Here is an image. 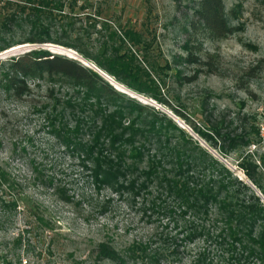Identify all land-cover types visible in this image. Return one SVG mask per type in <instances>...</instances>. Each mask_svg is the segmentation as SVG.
<instances>
[{
	"label": "rangeland",
	"instance_id": "1",
	"mask_svg": "<svg viewBox=\"0 0 264 264\" xmlns=\"http://www.w3.org/2000/svg\"><path fill=\"white\" fill-rule=\"evenodd\" d=\"M90 1L94 8L101 6L104 18H114L139 31L146 30L148 38L154 37L158 62L172 67L167 72L162 93L173 109L136 95L121 85L113 86L141 105L167 115L193 142L225 166L233 179L249 188L250 191L242 192L247 204L256 203V198L264 206V196L238 165L241 157L250 152L258 166L260 157L264 158V0H224L225 10L234 12L229 19L238 29L236 34L220 41L195 42L198 58L202 61L208 56L213 58L210 69L180 62L186 56L183 46L190 37L186 28L195 0ZM47 45L51 44L10 48L0 53V63L31 49L63 54V51L45 47ZM69 57L80 61L75 55ZM197 70L201 73L192 83L176 80L175 72L187 78ZM1 72L0 67V78ZM27 87L29 93L17 99L0 86V165L7 168L22 188L18 207L0 224V254L7 261L0 264H258L252 259L234 261L241 254L240 247L231 250L225 244L219 248L209 238L225 230L215 208L202 220L191 214L179 216V209L163 182L155 177L148 180L142 174L149 160L155 156L160 158L154 141L144 143L137 136L136 146L145 144L140 151L143 158L141 161L134 157L127 159L128 164L134 162L137 170L130 169L124 189L117 191L103 185L98 190L89 179L91 164L85 163V169L77 154L66 150L54 133H61L62 127L73 130L80 125L82 133L77 140L90 141L85 123H90L87 118L92 112L86 107L78 108L84 97L83 90L66 81L46 78L28 79ZM175 109L187 121L178 117ZM106 110L113 111V108ZM125 115L123 122L127 126L135 115L127 112ZM99 122L98 119L96 124ZM210 125H218L223 135L235 130L239 133V126H243L247 134L251 133V126L257 127L260 139L254 147L237 150H229L224 144L229 153L222 157L193 129L195 126L206 130ZM216 141L223 146L222 140ZM160 162L158 173L171 170L168 158H160ZM260 171L264 176V166ZM169 175L166 177L170 178ZM127 184H131L134 191L128 189ZM262 184L264 186V178ZM29 206L41 210L52 232L29 229V223L34 222ZM165 208H169L168 213ZM199 226L207 231L203 236L183 241L191 229ZM255 230L257 232L258 227ZM99 243L110 244L122 262H94L92 254ZM139 244L147 245V253L157 251L161 258L157 262L131 259L130 249ZM175 248L182 262H174L166 255ZM232 251L235 257L230 258ZM203 254L207 262H196Z\"/></svg>",
	"mask_w": 264,
	"mask_h": 264
},
{
	"label": "trees",
	"instance_id": "2",
	"mask_svg": "<svg viewBox=\"0 0 264 264\" xmlns=\"http://www.w3.org/2000/svg\"><path fill=\"white\" fill-rule=\"evenodd\" d=\"M192 3L186 28L190 37L183 46L186 56L180 62L210 69L213 67V58L208 56L203 61L198 58L195 42L220 41L236 34L238 29L230 24L229 19V15L234 12L225 10L224 0H195ZM103 15L101 6L94 8L90 0H0V53L20 45L51 44L64 51L71 50L114 83L173 109L167 96L162 93L165 79L168 78L167 72L172 67L168 63L162 66L158 62L154 52V37L148 38L146 30L139 31L127 23L104 18ZM64 51L63 54H53L45 49H31L0 63L1 88L6 94L20 99L29 93L28 79L46 78L66 81L83 90L84 97L78 108L82 110L86 107L92 112V116L87 118L90 123H85L90 141L81 143L77 140L82 133L80 125L73 130L62 127L61 133H54L66 150L77 154L85 169V163L91 164L89 179L98 190L103 185H109L117 191L124 189L130 169L137 170L134 162L128 164L127 159L134 157L141 161L143 154L140 151L144 149V143L151 144L154 141L155 151L162 160L169 159L171 170L158 173L161 162L155 156L149 160L147 170L142 174L148 180L155 177L163 182L164 189L179 209L178 215L191 214L202 220L208 216L211 208H215L225 230L209 238L219 248L225 244L231 250L240 247L241 254L234 261L248 262L252 259L264 264V206L256 198L254 204H247L243 200L242 192L250 191L249 188L233 179L225 166L193 142L167 115L127 97L96 71L69 57L70 54ZM200 73L201 70H197L192 77L186 78L182 77L181 72H175V77L177 81L192 83ZM89 100L91 102L88 103ZM107 107H112L113 111L107 112ZM174 111L187 121L184 115L176 109ZM126 112L135 116L124 126ZM58 115L62 117L61 113ZM98 119L100 122L97 125ZM137 122L142 123V127ZM239 127V133L235 130L224 135L218 125H210L206 130L195 126L193 129L222 157H226L229 150L254 147L260 139L257 127L251 126V133L248 134L243 126ZM137 136L144 140L139 146H136L139 141ZM216 139L222 140V147L217 145ZM224 144L228 145L229 150ZM253 157L252 152L247 153L241 157L238 165L264 196V176L260 171L264 166V158L260 157L258 166ZM166 174L171 177L167 178ZM127 186L134 191L131 184ZM21 192V185L15 177L0 165V224L18 207ZM164 211L168 213L169 208ZM29 212L34 219L33 223H29V229L53 231L39 208L29 206ZM206 232L203 226L195 227L183 241L201 237ZM148 250L147 245H135L130 249V258L153 262L161 258L157 251L147 253ZM233 253L230 258L235 257ZM92 255L94 262H122L108 243H99ZM166 255L174 262H182L178 259L176 248ZM204 256H200L196 262H207ZM0 261L7 262L6 257L0 254Z\"/></svg>",
	"mask_w": 264,
	"mask_h": 264
},
{
	"label": "water",
	"instance_id": "3",
	"mask_svg": "<svg viewBox=\"0 0 264 264\" xmlns=\"http://www.w3.org/2000/svg\"><path fill=\"white\" fill-rule=\"evenodd\" d=\"M45 47L54 48V49H60V48H57L56 46H51V45H47ZM60 50L64 51V49H60ZM64 52L71 53L69 51H64ZM72 55H75L77 58H79L80 59V62H82L83 64L85 63V61L83 59H81L80 57H78L76 53L73 52ZM85 65H86V63H85ZM93 70L96 71L99 75H101L104 79H106L110 83V78L109 77H107L106 75H104L103 73H101L100 71H98L96 68H94ZM111 85L113 86V84H111Z\"/></svg>",
	"mask_w": 264,
	"mask_h": 264
},
{
	"label": "bare ground",
	"instance_id": "4",
	"mask_svg": "<svg viewBox=\"0 0 264 264\" xmlns=\"http://www.w3.org/2000/svg\"><path fill=\"white\" fill-rule=\"evenodd\" d=\"M57 48H60V47H57ZM60 49H62V48H60ZM60 49H57V50L62 51V50H60ZM67 51L71 52V53H68V52H67V53L70 54V55L73 53V52L70 51V50H67ZM110 83L113 84L114 86L118 87V85L115 84L111 79H110Z\"/></svg>",
	"mask_w": 264,
	"mask_h": 264
}]
</instances>
